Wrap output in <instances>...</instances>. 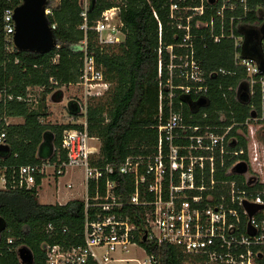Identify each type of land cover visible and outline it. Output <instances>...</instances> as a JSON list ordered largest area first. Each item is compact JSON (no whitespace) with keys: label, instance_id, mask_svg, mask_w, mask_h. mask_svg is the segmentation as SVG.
I'll return each instance as SVG.
<instances>
[{"label":"built area","instance_id":"2783aa9c","mask_svg":"<svg viewBox=\"0 0 264 264\" xmlns=\"http://www.w3.org/2000/svg\"><path fill=\"white\" fill-rule=\"evenodd\" d=\"M0 1L5 4L0 18L1 43L3 49L11 53L16 50L13 11L23 0ZM62 1L45 0L44 15L48 22ZM74 1L80 7L79 29L84 37L75 48L82 52L79 76L73 83L80 92L72 98L77 103L79 117L75 119L70 115V120L71 124L79 127L63 131V159L59 150L53 149L52 154L55 155L40 163L19 166L12 180L14 188H35L37 195L43 182L48 187L50 185L55 198L52 204L64 205L71 199L83 202L81 234L74 233L62 242L43 244L44 264H117L131 261L144 264L145 261L140 262L137 258L122 256L130 245L141 247L137 239L144 234L146 240L178 247L189 258L186 264H264V191L243 188V185L250 187L256 182L264 183V169H259L261 179L253 176L258 171L255 165L258 162L256 143L252 142L249 148L246 143L247 171L240 175L243 176L241 185L236 179H217V163L223 167L225 156L232 159L244 154L243 149H231L237 139L229 133L237 124L204 126L188 122L183 113L184 105L187 108L188 105L181 100L183 95L192 100L207 96V77L197 59L199 45L202 42L205 47L206 39L213 43L223 39L232 41V58L234 64L245 71L249 95L258 84L263 100L264 75L259 73L254 59L244 58L241 53L242 29L258 28L262 23H246L247 0H168V19L179 35L178 41L169 45L162 42V26L153 11L158 38L157 140L150 152L128 155L119 164L96 163L100 152L99 138L91 136L87 129L90 99L103 97L112 85L94 53L88 50L87 32L90 29L95 32L100 50L122 43L125 33L120 13L125 4L120 1L104 9L89 26L91 0ZM49 26L55 29L54 23L49 22ZM258 48L264 57V39ZM218 73L228 72L224 69L211 72L212 75ZM194 114L190 112L189 117ZM253 120L258 119L253 117ZM249 123L246 120L244 125L248 127ZM4 139L5 133L0 132V144H4ZM239 162L240 159L234 160L231 173ZM70 169L81 172V187L78 195L65 197L64 193L72 194L70 190L74 188L72 182H61ZM118 173L130 179L132 191L128 198L116 192L117 183L112 175ZM249 179L253 180L250 184L247 183ZM6 186V167L0 165V189H6ZM60 190L65 197L63 202L58 200ZM243 201L263 207L249 216ZM125 206L141 209L139 215L143 230L129 215L122 213ZM249 229L253 234L248 232ZM45 230L52 232L55 227L48 223ZM66 231L67 228L62 227L61 232ZM78 236L80 243H77ZM12 242V237L6 238L7 244ZM147 256L154 264L152 256Z\"/></svg>","mask_w":264,"mask_h":264},{"label":"trees","instance_id":"16d2710c","mask_svg":"<svg viewBox=\"0 0 264 264\" xmlns=\"http://www.w3.org/2000/svg\"><path fill=\"white\" fill-rule=\"evenodd\" d=\"M123 1L121 10L125 39L122 43L100 50L93 30L87 32L88 50L93 52L101 64L105 77L111 82L110 90L103 96L91 98L87 111V129L91 136L100 139V152L96 163L119 164L128 155L146 154L157 140V20L162 26L164 45L176 43L179 35L168 19V0H91L88 12L89 26L100 12ZM248 24H260L264 20V0H247ZM5 4L0 1V18ZM80 7L74 0H63L49 18L55 24L53 30L57 47L47 53L14 50L7 53L0 37V132L5 133L4 144L9 152H0V165L6 167L7 186L0 189V216L7 223V230L0 234V264H20L17 249L25 246L33 253V264H44L43 244L58 243L70 239L74 233L81 234L84 218L83 202L71 199L64 205L41 204L35 188L13 187V176L21 165L38 164L55 155L53 149L61 150L62 133L65 129L79 127L78 124H56L42 122L48 115L45 95L51 100L62 99V86L77 82L81 67L82 52L75 49L84 34L79 29ZM1 30V22H0ZM179 34V33H178ZM199 45L197 59L203 68L208 83L209 105L190 116L184 105L183 113L188 122L204 126L234 125L229 135L237 143L231 149H243L244 154L229 159L224 165L216 164L217 179H236L241 185L243 176L231 173L236 159L247 162L245 121L256 117L264 124V98L258 84L243 103L236 99V88L246 81L243 68L236 66L232 58L233 44L229 39L219 43L205 40ZM56 58L54 61L53 59ZM224 69L228 73L212 75L214 70ZM255 77H259L256 75ZM42 88L35 106L29 99V90ZM69 115L79 117L77 103L71 99L66 104ZM205 114V117H202ZM22 118L21 123H7V118ZM239 129V132L237 130ZM264 145V134L261 136ZM116 192L128 198L132 189L127 175H112ZM39 182V177H37ZM243 188L264 191V183H255ZM92 190V186L90 187ZM140 208L125 206L122 213L129 215L141 230L143 224ZM52 223L55 230L47 232L46 225ZM66 227V232H61ZM12 237L13 242L6 243ZM81 238L78 236L77 243ZM145 252L152 256L154 264H186L188 256L176 246L158 244L153 240L137 239Z\"/></svg>","mask_w":264,"mask_h":264},{"label":"water","instance_id":"95a60500","mask_svg":"<svg viewBox=\"0 0 264 264\" xmlns=\"http://www.w3.org/2000/svg\"><path fill=\"white\" fill-rule=\"evenodd\" d=\"M45 0H23V2L15 7L13 11V20L15 31L13 35V43L18 51H28L33 53H47L54 49L57 45L54 38L53 30L49 26V22L44 15ZM243 43L241 53L244 58L254 59L260 74L264 75V57L259 51V44L264 39V20L258 28H243ZM249 94L248 84L240 82L236 88V99L243 103ZM181 100L188 105L191 113H197L201 108L209 105L207 96L198 97L192 100L188 95H183ZM0 152H9V146L0 144ZM234 173L239 175L247 171V165L244 162L237 163L233 168ZM249 179L247 183H252ZM243 205L248 215L251 216L262 205L252 204L243 201ZM7 226L6 220L0 216V232L5 230ZM253 234L251 229L248 230ZM146 240V234L142 237ZM17 255L22 264H33V253L25 246L17 249Z\"/></svg>","mask_w":264,"mask_h":264},{"label":"rangeland","instance_id":"374dc122","mask_svg":"<svg viewBox=\"0 0 264 264\" xmlns=\"http://www.w3.org/2000/svg\"><path fill=\"white\" fill-rule=\"evenodd\" d=\"M79 92L80 91L78 87L75 86L74 84L68 85L62 89L63 96H62V99L59 101L51 100L50 98L51 93H47L45 95V98H46V103L48 105L47 109H48L49 115L45 119H42L41 121L44 123L49 122V123H56V124H71L72 121L70 120V115L67 111L66 104L69 100L73 98L74 95H79ZM41 93H42V88L40 87L30 88L29 99L34 106L36 104V101L40 97ZM22 120L23 119L20 117L7 118L6 122L7 123H17V122H22ZM263 134H264V124L253 120L251 121V123L248 124L247 131L244 135L247 141L248 148L252 142H255L257 145L258 162L255 165L258 171L253 176L257 177L258 179L262 178V174L260 173V170L264 169V145L261 140V136H263ZM99 142H100V139H99ZM95 145L98 146V142H95ZM250 156H251V152H250ZM81 178H82V174L80 171L76 169H70L67 171V173L65 174L61 182L62 183L72 182L74 184V188L71 189L70 191L73 194L78 195L77 191L81 187L80 186ZM52 191L53 190L51 189V186L49 185L48 187L43 182V186L39 189L38 195H37L39 203L41 204L54 203L55 198L52 195ZM58 200L61 202L65 200L62 190L58 191ZM122 256L137 258L140 262L145 261L144 264H151V262L148 260L147 254L145 253L142 247H136V246L130 245L128 248V251L125 252ZM117 264H138V263L136 261H131V262H119Z\"/></svg>","mask_w":264,"mask_h":264},{"label":"crops","instance_id":"0c3cea01","mask_svg":"<svg viewBox=\"0 0 264 264\" xmlns=\"http://www.w3.org/2000/svg\"><path fill=\"white\" fill-rule=\"evenodd\" d=\"M17 123H21V122H17ZM64 195H65V197H68V196H73L74 194L73 193L72 194L71 193H66V194L64 193Z\"/></svg>","mask_w":264,"mask_h":264}]
</instances>
